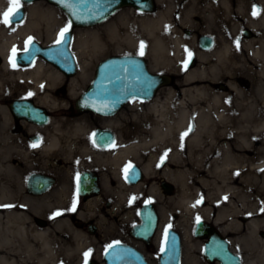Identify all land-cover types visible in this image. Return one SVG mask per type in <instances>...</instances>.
<instances>
[{
	"label": "flooded vegetation",
	"instance_id": "obj_1",
	"mask_svg": "<svg viewBox=\"0 0 264 264\" xmlns=\"http://www.w3.org/2000/svg\"><path fill=\"white\" fill-rule=\"evenodd\" d=\"M163 4L164 14L158 11ZM185 10L191 19L184 26L181 23ZM149 14L152 43H161L165 63L174 65L168 72L156 67L153 71L169 76L171 86L178 82L186 84V76L192 74L189 82L209 81L226 91L229 83L209 80L206 75L219 65L227 71L228 78L234 77L232 68H245L249 73L245 87L253 80V72L259 77L264 75L259 74V65L264 63V0H153ZM174 14L182 29L176 31V23H172L175 29L163 36L162 24L166 17L171 21ZM185 48L190 49L189 59L176 65L173 59L177 53L186 52ZM196 65L200 79L193 70ZM21 68L26 67H16ZM260 97L264 103V90ZM16 100L32 102L42 109H10ZM0 107V256L27 264L24 242L35 240L34 234L40 231L52 228L58 232L56 223L60 218V241L70 245V255L79 257L68 264H105L104 254L113 244L140 253L148 264H160L166 228L179 234L181 264L208 263L203 255L206 238L189 235L195 238L190 240L191 245L197 243L202 250L203 261L192 257L195 261L191 262L184 256L183 233L168 220H161L156 194L165 193L163 185H173L163 174L158 176V171L164 173V167L154 162L150 145L143 144L142 139L127 145L119 143L113 122L119 113L109 117L80 113L77 109H47L28 95L9 101L0 99ZM128 148L131 150L122 159L110 162L109 157ZM167 163L172 165L169 160ZM129 165L126 174L124 169ZM145 205L154 206L158 215L155 224L149 212V220L142 221ZM57 212L60 214L55 215ZM216 229L230 245L231 234ZM79 244L82 248L78 251Z\"/></svg>",
	"mask_w": 264,
	"mask_h": 264
},
{
	"label": "rangeland",
	"instance_id": "obj_2",
	"mask_svg": "<svg viewBox=\"0 0 264 264\" xmlns=\"http://www.w3.org/2000/svg\"><path fill=\"white\" fill-rule=\"evenodd\" d=\"M181 5L183 6L184 4ZM186 5L187 4H185V6ZM30 6H34L40 10H44L49 16L51 24L50 27L47 28L45 26V23L42 22L37 27H32L29 34H27L26 36H21V38L16 40L13 46V48L16 49V53L24 46L29 37L38 40L41 45H51L57 41L59 33L62 29H64L65 27L70 28V23L66 15L56 7L48 4L45 0H40L34 4L27 5L25 7L26 12L28 11V8ZM165 9L166 7L164 6V4L158 6V11L162 12L163 14ZM151 17L152 15L150 14H142L131 8H124L116 12L112 17H110L103 23L98 24L94 27L73 28V41L71 45L72 52L76 57L77 51L84 49L82 51H84L86 54L85 61L87 63L86 81L85 83L80 84V86L78 85L75 93L78 92L79 95L87 88V86L93 79L96 65L100 61L108 57L122 55H141L146 59L151 69L153 68V65L157 69H164V71L166 72H168L169 69L173 68L174 65H172V67L165 63L166 54H158L153 50V43L151 38L152 29L150 30ZM182 17L184 19V23H181V25L185 26L187 25L188 20L191 19V14L189 15V13L185 10V14L184 16L182 15ZM176 18L177 16L175 14L171 21L170 17L165 18L166 21H164V23L162 24V28L160 31L163 36H168V34H170L171 28H176V31L182 29V26L176 23ZM172 23H176L175 28L173 27V25L171 26ZM95 45L100 46L99 48L101 52L98 54H96L97 52H95L93 49ZM141 45H143V47H141ZM185 51L186 52L177 53L176 49L173 50V53H177L176 58L173 59V62H175L176 65H179L181 62H186V60L189 59L190 49L186 50L185 48ZM10 55H12V51ZM9 56V65L6 68L3 67L4 57L0 56V99H2V101H9L17 96H23L22 91L26 90L27 88L26 85H24L23 81H21V77L16 74V70L10 63ZM77 63L79 69L78 60ZM49 67L52 66L49 65ZM253 67L254 69H258L256 66ZM193 70L197 73H195L196 78H199V76H201V73L198 70V66L196 65ZM226 72L224 67L219 65L216 66L213 71L207 72L206 75L210 78L209 80L220 79L229 84L234 83L237 87V92L234 91L236 88L233 90L231 88H227L226 91H220L219 89L214 87L213 83L209 81L199 80L194 82H186V84L178 82L173 86L160 89L156 95L155 104H151V102L145 103L130 101L126 106H124V108L120 111V113L115 117L113 121L114 125L117 127L116 131L118 132V137L120 138L119 143H124V145H127L129 141L131 143H136V141H134L135 139H142L141 141L149 140L152 137L153 132L150 123L154 119L151 109H154L155 107L156 109H225L224 106L218 107L215 105H209V93H218L227 97L229 102H231V111L233 113L232 116L234 115L230 120H228V122H236L237 118L240 125L246 126V129H237L235 127L230 128L225 132V135L217 137V140H226L229 141L230 144L235 145V143H238L239 140H241L242 134L244 133L247 141L252 139L255 140L257 138L256 143H258L257 141L259 136L251 128V125L253 122H261L264 124V109H262L264 103L263 98L260 97L261 91L264 90V75L262 77H259L256 76L255 72H253V80L251 82H248L249 87H245L246 81L244 80L249 74L245 68H232V76H234L233 78L226 77ZM177 78L181 79V76H177ZM257 85L259 86L258 89L256 88ZM194 88L204 89L205 95L200 98L194 97ZM184 91H188V93L184 94ZM9 93H11V95ZM57 93V98H59V100H61V102L66 107L74 109L73 102L78 96L76 98L68 97L66 85H62L60 89L58 88ZM169 95H171L174 99L173 102L167 103L166 101ZM240 107H244L242 112L239 111ZM205 139H207L206 135ZM121 146L122 145H120V147ZM160 148L163 150H159L157 151V153H154V162L157 166L160 165L162 168L164 167L163 171L165 174L160 170L158 171V176H161L163 174L162 176L167 177L170 181H172L171 183L174 187V191L170 194L161 193L159 191L156 194V206L161 220H168L169 223H172V227H177L178 230H180L183 234L193 233L192 230L194 229V225L197 222V216H195V214L194 216L192 214H188L184 210L183 205H180L177 202V198L179 197L178 195L180 192L181 197L183 198H191V200L197 199V201H199V205L201 204L200 208H206L210 205V203L206 201L208 198L218 197L219 199H217L213 205L212 217H215V215H217L218 213L226 212L225 210L227 209V211H229L231 207H236L238 211L242 209L238 204L237 198L234 197L233 194L230 193L227 196L222 195V198H220L221 195L217 194L216 188L220 187L222 190H224L225 188L221 182V178L214 176L210 177V180H212L214 183L207 186H204L200 183L201 178H205L207 177L206 175H208L205 167L207 160L204 164L199 165L188 159L185 154H182L181 162L178 161V164L176 166H172L167 163L169 158H173L175 156L171 151V147L163 148L160 144ZM134 150L132 154L135 152ZM241 168L242 166H238V170L236 172L228 175L226 179L227 185H231L232 180L235 178H237L238 180L242 178ZM169 169H172L173 171H169ZM229 217L232 218L231 216ZM244 218L248 219V217H243V214L242 216L238 214L233 219L244 222ZM199 220L205 219L199 218ZM208 222L211 223V221ZM230 237H232L233 239V234ZM256 238L264 242V230L258 231ZM190 240H195V238L191 235V237L184 241L185 247L187 248V246H189L188 250L185 248L184 256L187 258H189L190 256L195 257V259H197L198 257L199 260L202 261L200 259V257L202 258V250L197 245H191V243L193 242H190ZM200 242H198V244ZM230 245L233 251L236 254L240 255L243 260L245 257L253 260L255 264H261L262 255L257 251L260 247H253L251 245V242L246 241H230ZM187 251L189 255L186 254ZM67 257L68 258L60 260L65 261L66 259H69L72 263L74 261L73 259H75V261L79 259L78 256H76V258H74L75 256L72 255ZM202 264L218 263L203 262Z\"/></svg>",
	"mask_w": 264,
	"mask_h": 264
},
{
	"label": "bare ground",
	"instance_id": "obj_3",
	"mask_svg": "<svg viewBox=\"0 0 264 264\" xmlns=\"http://www.w3.org/2000/svg\"><path fill=\"white\" fill-rule=\"evenodd\" d=\"M7 7H9L8 0H0V14ZM42 22L45 23L47 28L50 27L51 20L47 13L37 7L30 6L27 11V19L23 25L8 26L0 23V56L4 57V68L9 65L8 56L12 51L15 41L21 38V36L29 34L32 27H37ZM36 41L40 44L38 40ZM42 46L46 47V45ZM152 46L153 50L158 54L162 53L163 46L161 43L155 42ZM99 47L95 45L93 48L97 52L96 54L101 52ZM82 50H78L76 53L79 69L73 78L64 76L58 69L49 67L48 64L40 60L33 67L18 69L16 74L21 77V81L27 87L26 90L22 91L23 96L28 95L33 97L39 105L47 109H70L57 98V92L58 88L60 89L62 85H66L68 97L76 98L81 94L78 95V92L75 93V90L78 85L80 86V84L85 83L87 78L86 54ZM153 68H155L154 65ZM259 68V74H264V63H260ZM192 78V74H189L186 76L185 81L189 82ZM229 87L232 90L236 88L234 91H238L234 83H230ZM193 91L196 98L205 95L204 89L194 88ZM183 93H188V91H184ZM9 94L11 95V93ZM209 97V105L224 106L225 109H156V107H153L154 109H151V112L154 119L150 123L153 129L152 137L149 140L143 141V144L150 145L154 153L163 150L160 148V144L163 148L171 147V151L175 155L173 158H169L172 166H176L178 161L181 162L182 154H185L188 159L199 165L204 164L207 160L205 167L208 175L205 178H201L200 183L207 186L214 183L210 180V177L221 178V182L225 188L224 190L220 187L216 188L217 194L221 195L220 198H222V195L233 194L242 209L238 211L236 207H231L229 211L227 209L225 210L226 212L218 213L215 217H212L213 205L219 199L218 197L208 198L206 201L210 205L206 208H200L201 204L199 205L197 199L183 198L180 192L177 202L183 205L184 210L188 214H192L193 216L195 214V216L205 219L203 220L205 223L211 221L215 227L219 228L220 233L226 234L229 232L231 235L233 234L232 242L246 241L251 242L253 247H260L257 251L262 255L261 264H264V242L256 238L258 231L264 230V211H262L264 209V124L253 122L251 125V128L259 136L258 143H256L257 138L247 141L244 133L241 140L235 143V145L230 144L226 140L218 141L217 137L225 135V132L230 128L246 129V126L240 125L237 118L236 122H228L234 115L232 116L231 102H229L227 97L218 93H209ZM155 98L153 99L154 101H150L151 104L156 103ZM173 99L169 95L166 102H173ZM0 109L2 108L0 107ZM243 109L244 107H240L239 111L242 112ZM185 132H187V135L181 140V135ZM205 135L207 139H205ZM130 150L131 148L119 151L115 157H109L110 162L122 159ZM238 166H242V178L240 180L235 178L232 180L231 185H227L226 179L228 175L236 172ZM238 214L240 216L243 214V217H248V219L244 218V222L233 219ZM61 220L59 218L56 223L58 232L55 233V230L52 228V230L40 231L34 234L35 240L27 239L24 242V249L26 251L24 260H26L27 264L71 263L69 259L65 261L60 260L68 258L67 256L72 254V250L67 248L70 245L64 241H60L61 237L59 238V228L60 226L63 227L60 224ZM189 235V233L183 234L185 240L189 238ZM73 237L77 238L78 235H74ZM195 244L197 245V243ZM81 248L82 245L80 244L76 246V250L78 251ZM188 249L189 246H187ZM186 254L189 255L188 251ZM189 258L191 262L194 260L191 256ZM0 264H17V262L15 259H7L4 256H0ZM244 264H255V262L244 257Z\"/></svg>",
	"mask_w": 264,
	"mask_h": 264
},
{
	"label": "water",
	"instance_id": "obj_4",
	"mask_svg": "<svg viewBox=\"0 0 264 264\" xmlns=\"http://www.w3.org/2000/svg\"><path fill=\"white\" fill-rule=\"evenodd\" d=\"M39 0H22L19 15L10 24H20L25 20L24 6ZM62 11L69 20L65 38L60 44L42 46L31 40L28 52L25 49L13 57L17 66H30L37 59L51 64L64 76L72 77L77 73V62L71 52L73 39L72 28L94 27L113 16L123 8H132L140 13H151L153 0H46ZM171 85V78L150 70L146 60L139 55L112 56L100 61L95 68L94 76L88 87L75 99L74 109L78 112H92L97 115L114 116L130 101L149 102L157 92ZM10 109H42L32 102L14 101ZM111 138V136H109ZM165 193H171L173 187L163 185ZM153 224L158 219L154 206L145 205L141 211L142 221L147 222V213ZM194 236L207 239L203 255L212 263L242 264L238 255L231 251L229 244L218 231L209 224L198 221ZM111 246V247H110ZM104 254L105 264H148L143 256L133 249L113 244ZM164 251H161L160 264H181L179 234L173 229L167 231L164 239Z\"/></svg>",
	"mask_w": 264,
	"mask_h": 264
},
{
	"label": "snow or ice",
	"instance_id": "obj_5",
	"mask_svg": "<svg viewBox=\"0 0 264 264\" xmlns=\"http://www.w3.org/2000/svg\"><path fill=\"white\" fill-rule=\"evenodd\" d=\"M21 3L22 0H8V5L9 7L7 8L6 11H4L2 14H0V23L4 24V25H9L11 22L15 21L17 16L19 15V11L21 8ZM254 16L257 15L256 10H253L252 13ZM68 28L65 27L64 29L61 30V32L59 33V36L57 38L56 43L60 44L62 39L65 38V34L67 33ZM32 38L29 37L28 40L25 42V52H28L29 49V43L31 42ZM141 47H143V45H141ZM16 55V49L13 48L12 49V57H14ZM10 63H12L13 67H15V63L12 61V58L10 57ZM187 135V132L183 133L181 135V140H183L184 136ZM33 147H36V144L32 145ZM131 167V165H129L128 167H126L124 169L125 173L127 174L128 169ZM199 203V201H198ZM10 207V206H9ZM75 208V201H73V209ZM262 211H264V209H262ZM60 213L57 212L55 215H59ZM199 221V217H197V222ZM167 236V228L165 229V237ZM111 247V246H110ZM165 249L163 247V244L161 246V251L163 252ZM85 258H87L88 253H85Z\"/></svg>",
	"mask_w": 264,
	"mask_h": 264
}]
</instances>
